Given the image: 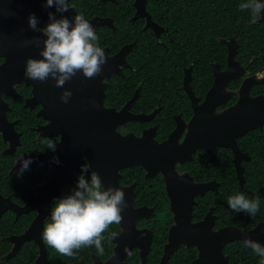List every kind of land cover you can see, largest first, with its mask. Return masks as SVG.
Returning <instances> with one entry per match:
<instances>
[{
  "label": "flooded vegetation",
  "instance_id": "flooded-vegetation-1",
  "mask_svg": "<svg viewBox=\"0 0 264 264\" xmlns=\"http://www.w3.org/2000/svg\"><path fill=\"white\" fill-rule=\"evenodd\" d=\"M149 1H146V12L141 11L143 16L137 17L136 0H68V3L75 7L63 15L69 19L78 14L84 15L99 37L98 46L104 51L107 63L102 66L101 75L95 79H85L82 73H78L63 88H57L54 86L55 81L51 78L47 82L41 83L25 75L27 59H41L39 52L43 48L42 43L36 47L34 44H26L25 42L36 37L41 42L46 39L42 33L29 27L28 17L35 14L39 20L37 27L42 29L49 22L48 14L50 12L55 13V7L46 9L44 7L46 0H0V195L9 199L18 211V213L7 211L1 218L6 214L13 215L12 228L15 232L6 238L12 245V250L14 244L9 240L10 238L22 237L30 231L32 236L30 240L20 245L16 256L23 250L26 254L28 251L26 246L32 244L34 249L38 247V257L34 262L36 264L40 257V246L37 240L41 238L46 248L49 263L50 246L43 240L42 233L46 225L51 223L52 205L55 200L64 198L70 190L76 189L78 176L81 174V166L88 162L91 165L90 172L96 171L98 173L105 188L109 186L118 188L124 192L125 202L132 201V207H124L121 213L123 218H129L128 226L124 228L121 223L112 224L102 234L103 255L99 254L95 245H92L74 250L72 257L61 255L62 259L69 260L67 264H95L96 259L106 263L114 257L116 249L119 248L122 251H127L125 263L142 264L139 249L126 248L131 242V240L128 241L131 234L138 239L140 237L134 234L145 232L144 235L149 239L152 237L150 252L145 264L150 259L153 248L160 254L157 264L161 263L165 247L169 242L170 231L175 225L176 216L172 210V200L167 181L162 172L152 175L141 165L120 168V162L116 156L109 157L104 148H99L98 151L99 137L108 140V143L112 145L115 143L110 130L113 122L115 124L113 117L107 121L108 133L98 131V96L102 88H104L105 93L103 104L105 110L114 111L113 114L124 113V115L145 117L141 121L128 122L123 125L117 124L115 126L116 133L124 137L133 135L139 139L147 138L150 140L151 138L152 141L160 145L170 140L177 128L182 129L179 132L180 137L182 136L179 143L184 141L189 132L190 122L197 114V108L204 103L208 92L214 85L213 67L218 66L221 72H225L229 67L231 51H234L235 62L241 68L246 69V72L241 79L230 80L226 90L231 95L226 103L217 109L216 113L222 114L237 105L240 99L239 91L247 78L256 76L257 81L261 82L252 86L251 95L253 97L264 96V66L257 69L254 65L258 56L249 55L245 51L246 45L242 44L239 38L242 36L241 33L225 36L219 24V27L212 31L216 36L211 37L220 55L210 63L213 74L212 85L207 90H202L198 85L193 84L195 68L193 56L198 46H191L189 51L187 48L185 49L188 58H185L181 63L183 78L179 90L183 93L182 98L184 99L181 102L178 100L171 102L165 98L162 92L152 91L148 78L140 76V65L148 61L151 48L165 57L167 53L170 54V50L174 46L179 50L184 49L183 47L188 44V41L183 35L181 38H174L170 27L176 28L178 20L182 24L188 23L189 20L188 14L176 18V14L173 16L174 13H171L172 10L168 9L166 5H162L164 14L159 13L164 18L155 19L149 8ZM194 2L197 1L175 0L172 4L174 3L178 9L183 10L189 8L190 4ZM57 16L59 18V14ZM98 19H108L113 26H98ZM151 22L161 30L159 34L153 28L148 27ZM257 22H264L262 14ZM180 30L183 31V29ZM126 47L129 50L125 60H114ZM209 52L211 57L212 46H210ZM114 66L121 68L122 75L113 74L112 68ZM105 68L107 69L104 70ZM187 71H190L191 74V95L186 92L184 87ZM105 73H108L109 76H105ZM232 85L233 89H231ZM65 90H70L73 93L69 103L62 104L55 101L57 98L60 100V95ZM233 98H236V101L231 102ZM93 101L95 106H93ZM61 104L65 107L61 108ZM167 108L173 111L166 113ZM61 115H63L64 128L77 132L75 136L79 137V140L75 139V142L66 143L65 146H62L61 129L55 125L61 120ZM6 131L12 140H5L4 132ZM251 134H253L252 137L264 136V128L249 131L236 140L240 157L245 156L241 162L244 168L243 186L239 183L237 168L234 163V152L230 148L219 146L215 151L213 146L211 149L214 152V159L216 158L213 162L210 161V155L205 151H197L193 154L192 161L176 166L180 175L188 174L195 184H211V190H208L203 196L196 197L197 204L194 208L199 207L200 203H207L205 199L209 197V194L218 192L222 182L217 181L216 173H225L221 165H224L226 169L230 168V165L226 163L227 161L232 162L234 166L239 188L254 195L252 191H248L246 188L245 178L247 164L259 163V159L251 155L252 149H249L247 142H245V138L250 137ZM44 137L52 138L57 144L55 152L47 150L46 146L40 142ZM214 139L212 140L215 143ZM258 142H264V140L260 138ZM174 152L177 151L174 150ZM54 156L59 159L58 164L53 161ZM22 157L31 159L32 163L28 170L22 175H18L21 167V163L18 161ZM247 157L250 160H247ZM197 158L206 159L209 172L206 166H204V171L207 172L202 171L200 166L194 168L193 163ZM90 172L86 175V179L90 180ZM48 186L53 192L46 191ZM42 199L48 201L49 208L48 210L43 209L41 212ZM194 208L193 221L196 223L203 221L207 214L213 210L214 229L216 231L226 227L250 231L264 223V220L258 221L257 225L251 229L239 228L229 223L216 226L219 215L216 213L215 206L209 205L202 219L195 217ZM22 210L24 211L22 212ZM35 222L36 224H34ZM134 224L138 232L135 230ZM220 224H222L221 221ZM134 231L137 233H133ZM183 248L188 249L184 246L178 248L171 257L169 264L176 253ZM196 252L197 257L190 264L198 258V251L196 250Z\"/></svg>",
  "mask_w": 264,
  "mask_h": 264
},
{
  "label": "water",
  "instance_id": "water-1",
  "mask_svg": "<svg viewBox=\"0 0 264 264\" xmlns=\"http://www.w3.org/2000/svg\"><path fill=\"white\" fill-rule=\"evenodd\" d=\"M146 1L147 0H136L137 17L143 16L141 11L146 12ZM259 2L264 3V0H259ZM261 14L264 17V10H262ZM98 26L113 25L108 19H98ZM148 27L153 28L157 34L161 31L152 22ZM128 50V47L123 49L114 60L124 61ZM234 56V51H231L229 67L225 72H221L218 66L213 67L215 78L214 85L208 92L204 103L197 108V114L191 120L189 132L182 143H179L182 138L179 133L182 129L179 128L176 129L174 134L170 137V140L161 145L152 141L151 138L148 140L147 138L139 139L133 135L121 136L116 133L115 126L117 124L123 125L128 122L141 121L144 120L145 117L124 115V113L113 114L114 111L105 110L103 107L105 97L104 88H102L98 96V131H105L108 133L107 121L109 118L112 119V117L115 119V124L113 122L110 129L115 143L112 145L108 143V140L99 137L98 151L99 148H104L105 153L109 154V157L113 158L116 156L120 162V168L141 165L152 175L162 172L167 181L169 195L172 200V210L176 216L175 225L170 231L169 242L165 247V253L160 264H169L171 257L181 246L188 249H196L198 251V258L191 264H230L229 258L224 252L225 246L233 242H243L245 239H251L258 242L261 246H264V223L259 224L255 229L250 231L237 229L235 227H226L216 231L214 229L215 217L213 216V210L207 214L203 221L198 223L194 222L193 208L197 204L196 197L203 196L208 190H211V184H195L188 174L180 175L176 170L178 164H185L188 161H192L193 154L197 151H205L210 155V161L213 162L216 158L214 159V152H212L213 150L211 148L214 146L216 151L219 146L226 147L232 149L234 152V163L237 168L239 183L241 186L244 185V168L241 162L245 156L240 157L236 140L239 136H244L249 131L264 128V96L253 97L251 95L252 86L261 82L257 81L256 76L247 78L239 91L240 99L237 105L226 110L222 114L216 113L217 109L224 105L231 95L226 90L230 80L241 79L242 75L246 72V69L241 68L239 64L235 62ZM124 67L126 66L124 65ZM106 69L107 68L104 70ZM112 70L113 74L122 75L120 67L114 66ZM105 76H109V74L105 73ZM190 77V71H187L184 87L189 95L192 94L190 89ZM55 101L62 103L58 98L55 99ZM62 104L60 107L64 108L65 106ZM62 117L63 115H61V120L56 122L55 125L61 129L60 132L63 136L62 146H65L66 143L71 144L75 142V139L79 140V137L75 136L77 132L64 128ZM9 136L10 134L7 131L4 132L6 141L8 139L12 140ZM213 138H215V143L212 140ZM142 144L144 145L142 146ZM174 150L177 152H174ZM144 160H146L145 163H143ZM247 160H250V158L247 157ZM46 189H48L46 191L53 192L50 186ZM30 200H32V197H30ZM125 204L127 207H132V201L130 200L125 202ZM48 205V201L42 199L40 206L41 212L43 209L48 210ZM7 211H15L18 213L16 207L12 205L10 200L0 195V218ZM23 211L24 210H22V212ZM25 213H27V211H25ZM36 222L34 224H36ZM128 222L129 218H123L121 224L126 228ZM134 228L137 231L135 224ZM137 232L134 231L133 233ZM144 233L145 232L134 234L140 237L138 239L131 234L128 237V241L131 240V242L126 248H138L142 264H145L146 258L150 252L152 238L150 236L151 238L149 239ZM31 238V231L22 237L10 238L9 240L14 244V248L8 254L6 260L15 257L19 252L20 245ZM37 243L40 246V257L36 264H48L46 248L41 238L37 240ZM126 254L127 251H122L118 248L116 249L114 257L108 262L102 263L96 259L95 264H127L125 263Z\"/></svg>",
  "mask_w": 264,
  "mask_h": 264
},
{
  "label": "trees",
  "instance_id": "trees-1",
  "mask_svg": "<svg viewBox=\"0 0 264 264\" xmlns=\"http://www.w3.org/2000/svg\"><path fill=\"white\" fill-rule=\"evenodd\" d=\"M174 1H149V8L155 19L164 18L159 13L164 14L162 5H166L168 9L172 10L171 13H174L173 16L176 14V18H180V15L186 14L187 16L188 14L187 18L189 20L185 24L179 23L178 20L176 28L170 27L174 38L178 39L183 35L188 41V44L183 47L184 49L179 50L174 46L170 50V54L167 53L165 57L151 48V54L147 58L148 61L140 65V76L148 78L152 91L162 92L165 98L171 102L172 100L181 102L184 99L182 98L183 93L179 90L183 78L181 63L185 58H188V54H185V49L187 48V51H189L191 46H198L193 56L195 60L193 84L198 85L202 90H207L213 82L210 63L220 56L215 42L211 40V37L216 36L212 31L219 26L222 27L225 36L241 33L242 36L239 38L242 44L246 45L245 51L249 55L258 56V59L254 62L255 68L258 69L264 66V22L258 23L257 20L253 23L251 12L249 10L241 11L239 7L242 3H247L248 0H194L197 2L190 4L189 8L183 10L178 9L174 3L172 4ZM165 15L168 16V14ZM180 29H183V31ZM190 40L192 41L190 42ZM210 46L213 49L211 57L209 52ZM231 87L233 89V85ZM234 101H236V98L231 100V102ZM172 111L170 108H167L166 113ZM252 136L253 134L250 137L247 136L245 142H247L248 148L252 149V151L249 150L251 155L259 159V163L247 164L245 178L246 188L248 191H252L254 195L246 193L239 188L234 166L232 162L227 161L226 163L230 165V168L226 169L224 165H221L225 173H216L217 181L222 182L218 192L209 194V197L205 199L208 204L203 202V204L200 203L199 207L196 206L194 208V214L197 219H202L209 205H213L216 207V213L219 215L216 226L229 223L239 228L251 229L257 225L258 221L264 220V142H258L260 138L264 140V136ZM205 161L206 159L197 158L193 163L194 168L200 166V169L204 171V166H208V163L206 164ZM207 170L209 172L208 167ZM239 194H244L249 199L259 198L260 209L254 218L247 213H236L230 209L228 205L229 197ZM220 221L222 224H220ZM12 223L13 215L11 216V214H6L0 219V264H34L38 257V247L34 249L32 244L26 246L28 248L26 254H24L23 250L18 256L6 260V256L12 250V245L6 238L15 232L14 228H12ZM225 253L229 256L230 264H261V260L264 259L256 255L251 249L245 247L240 241L227 245ZM196 257L197 252L195 249L183 248L176 253L170 264H190ZM48 259V264H67L69 262V260H63L61 254L56 252L51 246ZM159 259L160 254L153 248L147 264H157Z\"/></svg>",
  "mask_w": 264,
  "mask_h": 264
},
{
  "label": "clouds",
  "instance_id": "clouds-1",
  "mask_svg": "<svg viewBox=\"0 0 264 264\" xmlns=\"http://www.w3.org/2000/svg\"><path fill=\"white\" fill-rule=\"evenodd\" d=\"M44 7L46 9L55 7V13L48 14L49 22L44 28L37 27L39 20L35 14L28 17L29 27L42 33L46 39L41 42L36 37L25 42L36 47L43 44L39 52L41 59H27L25 75L41 83L51 78L57 88H63L78 73H82L85 79L100 76L102 66L107 63V57L98 46L99 37L84 15L78 14L71 19L65 17L63 14L75 7L70 5L68 0H46ZM239 7L241 11L249 10L252 22L255 23L261 17L264 3L259 0H248ZM72 95L70 90H65L60 95V101L68 104ZM40 142L47 150L56 151L57 144L52 138L44 137ZM53 161L59 163L55 156ZM18 163H21V167L17 174L22 175L29 169L32 160L22 157ZM90 168L88 162L83 163L76 189L70 190L64 198L54 201L51 208V223L46 225L42 233L46 244L63 256L72 257L74 250L92 245H95L99 254L103 255L102 234L110 225L120 224L123 219L121 213L126 207L124 192L110 186L105 188L98 173L90 172ZM89 172L90 180L86 179ZM228 205L234 212H244L254 218L260 209V200L258 197L249 199L244 194H239L229 197ZM243 244L264 258V246L251 239H245ZM261 264H264V259L261 260Z\"/></svg>",
  "mask_w": 264,
  "mask_h": 264
}]
</instances>
